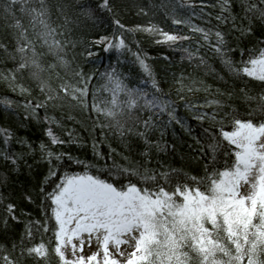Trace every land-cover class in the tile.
Listing matches in <instances>:
<instances>
[{
  "label": "snow or ice",
  "instance_id": "snow-or-ice-1",
  "mask_svg": "<svg viewBox=\"0 0 264 264\" xmlns=\"http://www.w3.org/2000/svg\"><path fill=\"white\" fill-rule=\"evenodd\" d=\"M125 6L126 0H0V22L7 34L0 40V65H4L0 81L24 98L22 104L7 96L0 99L4 112L17 118L15 128L0 126V188L7 192L0 191V264L29 260L51 264L53 256L57 264H264V39H257L251 48L240 46L257 30L264 36V0H217L212 5L219 9L215 25L203 3L161 0L159 5H149L153 13L162 10V22L170 19L192 35L166 31L151 22L126 27L118 18V9ZM197 7L212 26L192 22ZM186 9L191 15L180 16L178 10ZM137 14L147 16L149 11L140 7ZM106 24L113 26L110 36L87 42L74 38V31ZM135 33L179 49L182 60L197 61L196 68L215 74L200 55L207 48L227 73L262 86L251 95L247 84L236 92L212 89L203 80L183 74L175 80L181 100L185 94L205 93L202 104L185 101L203 128L192 154L203 168L202 176L190 175L184 166L173 167L166 160L149 166L154 157L177 151L175 143L163 139L168 127L178 125L189 134L191 129L177 114L175 102L167 98L140 41L128 39ZM194 36L199 37L195 49L183 47L185 42L191 45ZM230 37L237 47H231ZM83 43L89 45L86 58L97 55L91 48L99 46L118 54L117 64L99 74L104 83L98 87L92 85L96 72H86L76 62V49ZM236 51L238 62L232 58ZM126 54L144 77L136 86H130L129 78L118 71L119 56ZM163 59L171 63L168 57ZM240 100L255 107L241 112ZM65 108L79 109L89 117L95 113L93 131L98 128L102 136L109 132L131 141L127 149H142L140 160L123 156L124 164L113 160L100 169L56 151L79 140L72 131H67L65 140L53 130L62 125L49 112ZM32 121L46 137L38 144L29 135L18 134ZM204 122L208 127H203ZM156 132L159 139H154ZM93 151L101 155L95 143ZM72 164L84 171L61 174ZM36 202L42 220L23 221L24 231L15 234L13 227L22 222L21 217H30L22 206ZM48 233L51 237L45 241ZM93 238L98 251L85 256L84 245L91 246ZM122 245L133 251L127 253Z\"/></svg>",
  "mask_w": 264,
  "mask_h": 264
},
{
  "label": "trees",
  "instance_id": "trees-1",
  "mask_svg": "<svg viewBox=\"0 0 264 264\" xmlns=\"http://www.w3.org/2000/svg\"><path fill=\"white\" fill-rule=\"evenodd\" d=\"M185 2L192 3L197 6H199L201 3L208 5V7L204 8V12L211 13L213 17L212 25L216 24L214 17L218 13L219 9L212 7V5L216 4L217 0H185ZM160 3L161 0H126V6L122 9H118V18L121 20V23L125 24L126 27L129 28L135 27L137 24L147 25L149 22H151L159 24L166 31H177L181 35H192L188 32L185 26L172 25L170 19H168L166 22H162L164 20L162 10L155 13L149 10V5H159ZM140 7H145L146 11H149V14L147 16L138 15L137 13ZM178 11L180 16L191 15V11L187 9ZM196 12L197 15L193 17V23L199 24L201 27L212 26L205 23L207 16L201 17L199 15V7L196 8ZM69 14L71 15V13ZM55 19L56 17L53 16V20ZM221 27L223 31H228L226 27ZM112 30L113 26L111 25H97V27L88 28L83 32L74 31V38H78L79 40L85 42L92 41L95 39H99L100 36H110L112 34ZM6 35L7 34L4 32L3 23L0 22V40L4 39ZM128 39L130 41L133 39L140 41L141 50L144 53H147L148 57H150L148 62L152 65V68L157 76V79L160 81V85L163 91L169 94L167 98L175 102L177 114L184 120L186 126L191 129V134H189L184 129H181L178 125L168 127L165 130L163 139L169 144L175 143L177 146V151L175 155L162 154L161 156L154 157L152 164L149 166L155 167V161L158 159L166 160L173 167L184 166V170L189 172L190 175L202 176L204 174L203 168L196 162V160L192 159V154L197 148L195 138L199 137L202 134L203 128L200 123L193 118V113H191L185 107V101L202 104L205 100V93L201 91L194 94H185V100H181L177 95L178 85L175 83V80L178 79L181 74H183L185 77L192 76L198 80H203L205 84L210 85L212 89L220 88L222 91L228 90L236 92H238L240 88L244 87L245 84H247L251 95H256L258 92H260L262 86L257 81H250L247 78L235 77L227 73V71L223 69V65L220 63L219 58L216 57L207 48H202L200 51V55L205 56L211 68L215 69V74L208 72L203 67L196 68L195 64L197 63V61H194L190 64L187 59L182 60V51H180L179 49H170L166 45H157L153 42V38L147 36V34L145 33L128 34ZM198 39V36H194L191 45L189 44V42H185L183 44V47L191 46L193 49H195L196 40ZM257 39H264V36H261L259 30L256 31L255 35L251 38L250 41L246 39L240 46H247L251 48ZM230 45L233 48L237 47L236 42L231 37ZM88 47L89 45L87 43L78 45L76 49V62L84 66L86 72H96V76L92 81V85L98 87L99 85L104 83V81L100 79L99 74L103 73L110 64H117L118 54L115 51L105 52L103 50V46H99L91 48V50L97 55L92 58H86L85 49ZM132 47L133 51H135V45H133ZM80 53H84V55H80ZM0 55H2V53H0ZM164 57H168L171 63L165 61L163 59ZM232 58L238 62L240 60L239 51L233 53ZM119 60L122 61V64L118 68V71L124 73V75L129 78L126 82H128L130 86H136V83L144 79L139 66L132 63L130 54L119 56ZM0 67H4V65H0ZM7 67H11V64L7 65ZM164 68H168L169 71L167 73H164L162 71V69ZM25 76H27L26 73ZM220 76H224L223 81L219 79ZM161 77H163V79H161ZM148 91H151L150 87L148 88ZM34 95H36V93H34ZM105 95L106 94H102V97ZM4 96H7L12 100H16L21 104L24 102L23 97H20L16 93L10 92L7 86L2 81H0V99H2ZM89 100H91V96L89 97ZM237 106L240 107L241 112H243L246 107H255V104L253 103L251 105H245L243 101L240 100ZM19 111L22 112L23 110L20 109ZM40 114L41 116H43V111H41ZM49 115H55L56 118L60 121L62 126H53V130L62 139H68L67 131H72L74 136L79 137L77 143H66L62 148L55 149L56 151H66L70 153L74 158H78L87 163H91L96 168L100 169H103L106 165L111 166L113 160L118 164H124V161L122 159L123 156H129L130 159L136 161L140 160L139 151H141L142 149L134 147L131 152H129L127 149V143H131V141H122L118 136H115L109 132H106L102 136L98 128L93 131L92 121L96 118L95 113H92L91 117H89V114L87 112H82L79 109L65 108L64 110L58 109L55 112L50 111ZM141 115H144L146 117V113H141ZM68 116H71L73 119L69 120ZM15 119L17 118H10L8 114L4 112L2 106H0V126L8 127L11 125L13 128H15V125L13 123ZM163 119L166 120L167 117L165 116L163 117ZM203 127H208V123L204 122ZM18 134L29 135L31 139L37 144L39 143L40 139H46V137L43 136L41 126L38 125L35 121H32V123L26 128L21 129ZM159 136V132H156L154 139H159ZM93 143L97 145V150L101 154L100 156L95 155L93 151ZM189 146H191V148ZM181 157H185V159L182 161ZM64 170L81 173L84 171L81 165L76 164H72L71 168L61 169V174ZM41 171L46 172V168H42ZM0 191L5 190L0 188ZM5 194H7L6 191ZM22 211L30 213V217H21L22 222L18 225H14L13 232L17 235L24 231L23 221H26L29 218L33 220H42L43 217V213L39 207V202L33 204L25 203V205L22 206ZM50 237L51 233H48L45 234L43 238L45 241H47ZM40 238V235L37 234L36 242H39ZM0 243H3V241L0 240ZM26 264H32V262L29 260L26 262ZM51 264H57L56 258L54 256L52 257Z\"/></svg>",
  "mask_w": 264,
  "mask_h": 264
},
{
  "label": "rangeland",
  "instance_id": "rangeland-1",
  "mask_svg": "<svg viewBox=\"0 0 264 264\" xmlns=\"http://www.w3.org/2000/svg\"><path fill=\"white\" fill-rule=\"evenodd\" d=\"M86 239H87V237H86ZM98 248H99V244L93 238V241H92L91 246H89L87 243H85L84 249H83V254L85 256L91 255L93 252H97L98 251ZM121 248H122V250H125L127 253H130L131 251H133V248L132 247H129L128 245H122Z\"/></svg>",
  "mask_w": 264,
  "mask_h": 264
}]
</instances>
